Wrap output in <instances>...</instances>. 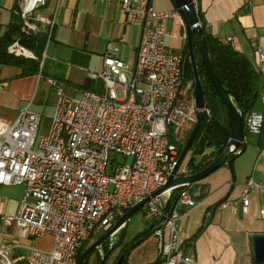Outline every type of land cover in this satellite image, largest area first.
<instances>
[{"label": "built area", "instance_id": "obj_1", "mask_svg": "<svg viewBox=\"0 0 264 264\" xmlns=\"http://www.w3.org/2000/svg\"><path fill=\"white\" fill-rule=\"evenodd\" d=\"M151 2L119 0L126 23L140 29L132 68L115 58L108 46L102 71L90 74L91 79L102 81L103 89L83 91L79 98L60 95L44 135H38L40 117L27 109L20 110L14 120L0 118V185L24 187L17 212L1 217L0 222L4 227L13 224L24 239L49 235L52 240L48 251L30 249L26 264H78L77 255L93 234L108 232L145 198L150 200L142 209L152 222L163 264H198L183 252L179 215L165 212L173 195L177 202L194 206L188 185L151 198L176 165L180 152L175 141L196 123L194 83L183 78L184 55L163 46L170 34L164 24L180 16L175 9L155 11ZM45 3L16 1L13 16L22 37L43 33L46 42L52 37L55 12L50 16L38 12ZM254 47L264 106V47ZM7 51L16 58H33L19 38ZM48 83L60 93L55 80L48 79ZM250 121L256 122L255 131ZM243 131L244 137L263 133L264 115L256 111L243 114ZM241 154L238 148L232 155ZM195 157L187 153L174 178L196 173L213 161L202 155L196 162ZM258 157L264 161V140ZM127 158L130 163H125ZM250 192L264 194V177L258 181L250 177L243 183L240 201L244 210ZM225 207L236 212V202L220 205ZM260 214L264 216V210ZM12 249L0 241V264H15Z\"/></svg>", "mask_w": 264, "mask_h": 264}, {"label": "crops", "instance_id": "obj_2", "mask_svg": "<svg viewBox=\"0 0 264 264\" xmlns=\"http://www.w3.org/2000/svg\"><path fill=\"white\" fill-rule=\"evenodd\" d=\"M16 1L0 0V40L9 27L18 23L13 16ZM152 3L153 0L151 7L155 11L172 10V7L156 9ZM195 5L205 31L223 43L230 38L228 44L258 71L254 45L264 47V0H197ZM38 12L45 16L55 12L52 37L48 42L45 38L40 53L25 59L23 65L0 63V118L14 120L20 110L27 109L40 117L38 135L41 136L50 128L60 95L79 98L83 91L103 89L102 81L91 79L90 74L102 71L103 55L108 46L115 51V58L127 67H133L140 29L126 23L119 0H46ZM169 21L164 24L166 29ZM168 36L164 38L163 46L186 54L185 35L179 40L171 39L170 47L166 45ZM48 79L58 83L60 93ZM261 81L251 111L264 115ZM206 109L208 115L213 114L210 118L214 122L228 125L214 99L206 101ZM263 140L264 132L253 136L250 142H244L242 154L230 164H224L204 179L188 185L186 191L194 202L193 207L176 203L173 211L180 217V244L184 254L192 256L198 264H255L252 238L264 236V216L260 214L264 210V194L250 192L245 210L240 197L242 185L248 178L258 181L264 177V161L258 157ZM204 151L202 155L213 159L216 148L207 155ZM202 155H198L199 160ZM23 191L22 185H0V218L17 212ZM230 201L236 202L234 214L227 207L220 208L222 203ZM144 213L141 209L134 214L136 217L129 218L119 231L117 245L107 254L103 264H115L127 247L143 237L146 238L125 256L126 264H163L152 235V222L147 221ZM103 235L99 232L97 239ZM0 241L13 246L11 258L15 264H26L25 258L32 248L48 251L52 247L49 235L24 239L13 224L4 227L1 222ZM96 264H99L98 258Z\"/></svg>", "mask_w": 264, "mask_h": 264}, {"label": "water", "instance_id": "obj_3", "mask_svg": "<svg viewBox=\"0 0 264 264\" xmlns=\"http://www.w3.org/2000/svg\"><path fill=\"white\" fill-rule=\"evenodd\" d=\"M173 5H174V9L178 12L185 28L187 54L193 72V83H194L193 96H194V105L196 109L195 112L196 123L191 129L190 134L187 137V140L179 153L176 165L172 170L170 176L168 177L166 184L162 188L157 190L154 194H152L151 198H155L159 194L176 186H180L184 184L190 185L204 179L205 177H207L212 172L219 169L224 164H230L232 162L230 157L233 154V152L238 148H240L241 146H244L243 113L241 110L237 108L235 101L232 99V97L223 89L215 73L213 72L211 61L206 48L204 33L197 14L195 1L173 0ZM193 41H195L197 44L200 53V63L204 68V72L207 75V78L212 88L214 89V92L218 97L220 103L226 110L229 132L226 143L222 147L221 152L212 161V163H210V165L191 175L174 178L178 167L180 166L185 156L187 155L196 137V134L201 128L203 122L209 119L205 105L203 88L199 81L197 68H196V61L192 51ZM255 98H256V94L254 95V99ZM208 130L210 131V133H212L210 127H208ZM149 200L150 198H145L143 201H141L140 203H138L137 205L131 207L128 211H126V213H124L116 221V223L108 232H106L99 240L94 242L89 248H87L82 253L80 258L78 259V264H84L88 256L91 255V253L94 252L96 249L101 247L104 242L108 241L111 238V236L117 239L120 235L119 231L124 227V225L129 220V218L133 216L135 213H137L139 210H141L144 207L145 203H147ZM176 203H177V195H173V201L169 208H165V212L167 211L172 212L174 210ZM144 238L146 237L139 239L138 241L127 247L122 252V254L120 255L119 259L116 261L115 264H122L128 252L132 250L136 245H138ZM252 245H253V258L255 264H264V236H254L252 238ZM107 254L108 253H106L104 256L100 258L99 264H103Z\"/></svg>", "mask_w": 264, "mask_h": 264}, {"label": "trees", "instance_id": "obj_4", "mask_svg": "<svg viewBox=\"0 0 264 264\" xmlns=\"http://www.w3.org/2000/svg\"><path fill=\"white\" fill-rule=\"evenodd\" d=\"M194 1L196 2L197 0ZM201 27L204 33L206 48L213 72L215 73L223 89L235 101L237 108L241 110L243 114H246L253 108V103L255 101L254 95L256 94L257 96L260 81L262 79L261 74L259 71H257V69L254 68L251 62L243 54L233 49L228 43L220 42L209 35L205 31L202 24ZM15 38H19V41L22 45L37 52L38 54L40 53L45 40V36L43 34L22 37L19 31L18 23H14L11 27H9L7 33H5L4 37L0 40V63L11 65H23L25 63V59L15 58L11 55H8L6 52L8 45ZM192 51L196 61L199 81L203 88L205 103L210 98L216 99L220 103L207 78V75L204 72V68L200 63V53L195 41L192 42ZM185 57L186 60L183 67V78L185 81L193 80V72L187 53L185 54ZM208 127H210L212 133H210ZM190 131L191 129L185 130V132H183L178 138V141H175L179 152L185 144ZM228 132V125L222 126L219 123L214 122L211 118L205 120L196 134L188 154H192L193 156L202 155L205 148L213 146L216 148L215 156H213V159H215L226 143ZM240 148H243V146ZM236 157L238 156L231 155L230 159L233 161V159ZM146 233L147 232H145V234ZM105 243L106 242H104L101 247H103ZM85 248L86 247L83 246L80 249L77 259L80 258L82 253L85 251ZM84 263L86 264V260ZM122 264H126V258H124Z\"/></svg>", "mask_w": 264, "mask_h": 264}, {"label": "rangeland", "instance_id": "obj_5", "mask_svg": "<svg viewBox=\"0 0 264 264\" xmlns=\"http://www.w3.org/2000/svg\"><path fill=\"white\" fill-rule=\"evenodd\" d=\"M172 0H153V7L154 8H160V9H169V8H171L172 7V9L174 8V6H173V1L171 2ZM167 30L169 31V32H171V35L170 36H168L169 38L168 39H166V45H168L169 47H170V41H171V39H173V38H176V39H180V37L182 36V35H185V28H184V25H183V23H182V21H181V18H177L176 20H170L169 21V23L167 24ZM39 34H43V33H39ZM44 35V34H43ZM172 36H175V37H172ZM183 41L186 43V40H185V37H183ZM12 44V42L8 45V47L10 46ZM182 44H184V43H182ZM8 47H7V49H8ZM7 49H6V51H7ZM28 49V48H27ZM29 50V52L31 53V55L34 57L35 55H38V53L37 52H35V51H33V50H30V49H28ZM176 52H178V53H181L180 52V50H176ZM7 53H8V51H7ZM116 93H117V96L118 97H121V94L119 93V90L118 89H116ZM214 101H215V103H217V105H218V107H219V110H220V112L222 113V119H224L226 122L228 121L227 120V116H226V112H225V110H224V108H223V106L216 100V99H214ZM205 105H206V103H205ZM209 109H210V107H209ZM212 116H213V114H212ZM212 116H210V113H209V115H208V117L210 118V117H212ZM246 137V139L248 140V142H250L251 140H252V138H253V136H248V135H246L245 136ZM245 139V142L247 141ZM247 143V142H246ZM214 151V148L213 147H207L206 149H205V151H204V153L207 155V153H210V152H213ZM117 158V160H118V162H120V163H122L123 162V159L122 158H120V157H116ZM199 156L198 157H196L195 158V161L197 160H199ZM131 162V158H127V159H125V163H130ZM135 217L137 216V214L136 215H134ZM133 216V217H134ZM99 237V232H97L96 234H95V236H94V238H93V241H92V243L97 239ZM116 238H112V240H109V241H106V243L104 244V246L103 247H101L100 249L98 248V249H96L94 252H92L91 253V255H89L88 256V258L86 259V263L87 264H96L97 263V258H98V262H100V258L102 257V256H104L106 253H109L116 245H117V243H118V241H119V237L115 240ZM98 240V239H97ZM92 243H90L89 244V242L87 243V244H89L88 246L90 247L91 245H92ZM87 244H85V247H86V245ZM113 245V246H112ZM86 247L85 248V250L87 249V248H89V247ZM112 246V247H111ZM109 251V252H108ZM100 253H102V254H100ZM85 264V263H84Z\"/></svg>", "mask_w": 264, "mask_h": 264}, {"label": "clouds", "instance_id": "obj_6", "mask_svg": "<svg viewBox=\"0 0 264 264\" xmlns=\"http://www.w3.org/2000/svg\"><path fill=\"white\" fill-rule=\"evenodd\" d=\"M250 123L253 125V131H255L256 130V127H255V121H250Z\"/></svg>", "mask_w": 264, "mask_h": 264}, {"label": "flooded vegetation", "instance_id": "obj_7", "mask_svg": "<svg viewBox=\"0 0 264 264\" xmlns=\"http://www.w3.org/2000/svg\"><path fill=\"white\" fill-rule=\"evenodd\" d=\"M187 53V52H186ZM184 55V60H186V57H185V54H183Z\"/></svg>", "mask_w": 264, "mask_h": 264}]
</instances>
